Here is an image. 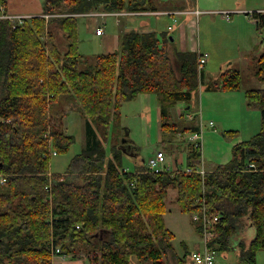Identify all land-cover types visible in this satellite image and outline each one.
<instances>
[{
  "label": "trees",
  "instance_id": "obj_1",
  "mask_svg": "<svg viewBox=\"0 0 264 264\" xmlns=\"http://www.w3.org/2000/svg\"><path fill=\"white\" fill-rule=\"evenodd\" d=\"M6 5L0 0V13ZM97 10L148 9L131 0H45L44 12L17 27L0 18V175L9 178L0 185V264H53L52 244L64 252L84 247L102 253V264H166L162 243L173 237L164 218L169 188L177 189V203L188 213L202 210L204 195L207 211L221 215L217 230L224 242L236 231V218L247 215L257 232L240 263L257 264V252L264 250V88L245 93L248 105L261 109V130L235 144L231 160L204 177L196 172L202 152L193 145L192 173L124 171L118 152L107 160L92 127L65 173L51 174L53 152L65 153L75 142V136L53 127L57 99L80 110L104 138L120 121L123 104L142 93L158 95L167 129V107L191 100L201 83L197 51L171 47L174 39L163 32L161 40L156 30L123 32L119 50L100 53L93 67L81 69L86 56L74 14ZM56 13L72 15L45 16ZM252 16L264 29V11ZM57 30L65 35V48ZM257 67L264 79V55ZM222 75L221 89L241 88L238 69ZM251 161L256 168H247Z\"/></svg>",
  "mask_w": 264,
  "mask_h": 264
},
{
  "label": "rangeland",
  "instance_id": "obj_2",
  "mask_svg": "<svg viewBox=\"0 0 264 264\" xmlns=\"http://www.w3.org/2000/svg\"><path fill=\"white\" fill-rule=\"evenodd\" d=\"M9 1L12 7L14 5H20V7H17L18 10L27 8L28 10L35 11L37 8L36 0ZM42 1L40 12L35 15L44 12L45 0ZM126 1L128 2V0ZM131 2L145 4L147 9H152L153 7L170 8L169 10L172 13L175 12L174 9L180 11H195V9H199L201 11L199 14L195 12L177 14L175 18L178 22L172 18L173 15L169 14L133 16V18L150 20L151 22L154 20L152 28L157 31L161 40L163 32L169 34V39L171 36L175 38V42L171 44V47H180L178 36L180 21L187 20V41L190 49H194L197 53L207 55V61L204 67L205 80L202 79L201 85L199 84V87L193 91L192 98L194 102L193 104L191 103V111L198 113L196 121L201 123L200 125L203 130L201 150L204 166L207 169H214L222 163H227L232 158L233 146L244 140L251 139L261 130L262 126L263 117L261 109L258 106L248 105V102L245 100V93L250 89L264 88V79L259 77L257 67L258 59L264 55V29L257 27L256 21L252 16L254 12L264 10V0H131ZM224 11H229L232 14L230 20L225 18ZM87 13H82V15L74 14L79 16L80 51L86 56L80 63L81 69L93 67L97 55L107 52L108 47L103 39L106 34L117 38V46L114 48L115 51L120 49L119 42L123 32L131 29L142 30L141 27H144L139 22L128 23L126 26L123 21L124 19H128L129 16L117 17L112 15L106 19L105 34L97 36L95 34V26L91 23L92 18L84 16ZM58 15L72 14H49L47 19ZM157 22H159L157 24L158 26L156 25ZM169 25L172 26L170 30L168 29ZM145 26H150V24ZM57 32V42L60 43L61 47L65 48V35L60 30ZM228 69H238L240 71V89L223 90L220 88L223 78L222 73ZM1 80L2 78L0 76V85L3 82ZM152 95H154L152 98L154 103L152 112L154 113L157 107L155 101L159 98L156 94ZM138 98L124 103L122 107V118L117 124L112 123L107 136L102 137L107 153V160L114 159L115 153L118 152L120 155V159H118L119 166L121 168H125L126 166L134 168L124 154L126 145L123 142L127 139V134H129V138L135 141L140 147L143 158L140 161L142 165L144 164V160L148 161L157 151L161 150L165 152L169 166H174L172 159H176L179 168H185L188 165L187 146L173 153L172 150L166 151L162 149L164 147L163 142L175 133L173 128L178 126V119L174 116L170 106L167 107V120L169 123L167 129L162 127L163 121L161 116L160 126L157 118L153 122L150 121L146 126H143L142 117L130 115L133 114L132 112H135V114L139 113L144 118L145 115L146 117L149 116L146 111L138 109L137 104H140V100H137ZM62 102L63 99L59 98L53 103L51 115L53 118V127H61L64 129L65 111L59 110L60 103ZM181 111L184 112V107H181ZM66 115L69 116L68 121L71 123L69 124L70 129L68 133L75 136V142L67 152L52 155L51 170L53 173L51 172V174H62L67 169L69 162L82 151L85 144L83 136L85 135L84 119L86 117L74 111ZM173 119L177 120H175L176 124H173ZM209 121H213L214 126H210ZM114 125L116 126L114 127ZM183 137L189 138L190 134L187 137L185 135ZM188 140H184L185 144ZM176 198L177 189L169 188L164 218L166 226L174 234L172 238L167 239L168 242L162 243V259L166 264H178V260L175 258V250L181 255L192 254L193 250L199 244H201L202 248L204 246V232L202 230L203 233L201 232L200 236L198 231L203 227H201L200 221L195 220L196 215H202L201 207L193 213L184 212L177 203ZM244 216L249 218L245 214L239 219L236 218L237 223H239L238 228L239 226H243L242 221L246 219L243 218ZM235 225H237L236 222ZM209 231L213 233L210 237L212 239L210 242L215 241L218 237L220 238L217 225H214ZM243 234H245V230H243ZM181 244H184L185 248H182ZM79 248L74 250V252H67L69 255L68 259L72 260L71 262L73 264H102V253L97 252V254H93V251L84 249V247L82 249ZM227 252L229 258L220 264H235L236 261H239L234 249H230ZM219 257L220 255L216 259V264H218ZM94 258H97L96 263ZM69 260L66 264H71ZM185 260V264H195L191 256H187ZM256 260L258 264H264V250L257 253Z\"/></svg>",
  "mask_w": 264,
  "mask_h": 264
},
{
  "label": "crops",
  "instance_id": "obj_3",
  "mask_svg": "<svg viewBox=\"0 0 264 264\" xmlns=\"http://www.w3.org/2000/svg\"><path fill=\"white\" fill-rule=\"evenodd\" d=\"M35 2H36V7H37L35 11L28 10L27 8H23L22 10H18L17 7H20V5H14L12 7L10 5V1L9 0H7L6 7H7V10L11 11L12 13L35 15V14H38L40 12L41 5H42L41 3L43 1L42 0H36ZM169 9L170 8H164V9L163 8H156V10L148 9V10H144V11L163 12L164 14H162V15H167V14H165V12H169L170 11ZM181 9H183V8H181ZM174 10L175 11H180L178 9H174ZM239 10H240V8H239ZM242 10H243V8H242ZM97 11H99V10H97ZM124 11H126V10H124ZM115 12H120V11H115ZM186 12H190V11H186ZM177 14H179V13L173 14L172 18H174V20L178 22V20L175 18V15H177ZM146 15H150V14H143V15H138V16H146ZM152 15H157V14H152ZM181 21H183V22H181ZM181 21H180V27H179V33H178L180 47H178V46H176V47H178V49H180V50L195 51L194 49H190L189 43L187 41V35H188V33H187V31H188L187 20H181ZM137 22H139L141 26L144 25V27H141L142 30H140V31L146 32V31L155 30V29L152 28L154 20H152V22H151L150 20H142L140 18L137 19V18H133V16H129L128 19H124V21H123L124 25L126 24V26L128 25V23H137ZM91 23H93V21H91ZM148 24H150V26L146 27L145 25H148ZM157 24H159V22H157L156 25ZM170 27H172V26L171 25L168 26L169 30L172 29ZM57 31H59V30H57ZM103 39L105 40V44L108 47L106 53L114 52V48L117 46V38L115 36L112 37V35H107L106 34V36L103 37ZM173 39H174V42H175V38L174 37H173ZM203 76H204V74H203ZM202 79L205 80V76L202 77ZM200 85H201V83H200ZM153 96L154 95H152L151 93H142V94H140L139 98L137 99V100H140V104H137L138 109H142L143 111H146L149 114V116L146 117V115H145V118H144L142 115H139V113L135 114V112H132L133 114H130V115H132L134 117H142L143 126H146L150 121L153 122V120L155 118L158 119L159 126L161 125L160 116H161V113H162V103H161L160 99H158L159 98L158 97L157 98L158 100L155 101L157 107H156L155 112L153 113L152 112L153 104H154L153 103V99H152ZM192 97H193V93H192ZM193 100H194L193 98H191V100H189L187 102L185 100H179L178 102H176L172 106L170 105V109L172 110L174 116H176V118L178 119V121L176 119H173V122H174L173 124H176V122H175V120H176L177 123H178V126H177L178 128L174 127L173 131L175 130V128H177V132L174 131L175 133L173 135L169 136L165 140L166 143L163 142L164 143L163 146L165 147V148L162 147L163 150H166V151L172 150V153H173L176 150L180 151L182 149V147H186L187 146L188 151H189V147L191 145H193V143H191V138L190 137H191L192 133H194L196 131H193V132L185 131V128H184V127H191V126H195V125H197L198 128L201 127V125H200L201 123H198L196 121V117L198 116V113L191 111V107H192L191 103L193 104V102H194ZM181 107H184V112L185 113L181 111ZM59 110L65 111V120H64V129L63 130L65 132H67V133H68V131L70 129L69 128V124H71V123L68 121V117L69 116H67L66 114H70L71 111L72 112L74 111V112L80 113L83 116V114L81 113L80 110H78L77 108L70 107L69 104H67L65 102L60 103ZM200 113H201V111H200ZM190 116H191V118H190ZM121 118H122V108H121ZM210 122L211 121H209V123ZM210 126H214V122H213V125H210ZM91 127L95 129L96 134L98 136V139L103 142L102 136L96 130L94 124L89 119H84V132H85V135L83 136L84 137L83 139H84V142H85L84 146L87 144V140H88L87 131H88V129L92 130ZM160 129H161V127H160ZM188 134H190L189 138L187 137ZM184 135L187 138L183 137ZM185 139H187V140L189 139L190 141L188 140L189 142L187 141L186 144H185V141H184ZM123 143L126 145V148L124 150V152H125L124 154H125V156H127V160L132 163L134 168H130L128 166H126L125 168H121V166H119V168L124 170V171H129V172H134V173L142 172V171H145L146 169L148 170L147 161L144 160V164L143 165L140 163L141 159H143L142 156H141L140 147L136 144L135 141H133L131 138H129V134H127V139ZM177 144H178V146L176 147ZM201 152H202V150H201ZM167 154H169V153H167ZM172 163L178 165L176 159H172ZM187 164H188V153H187ZM201 167H203L206 170V174H207L209 171L216 170V168L218 166L216 168H214V169H207L204 166L203 156H202L201 164H200V166L198 168H201ZM50 171L52 172V170H50ZM65 171H63L62 174L65 173ZM55 174H61V173H55ZM243 218H246V219H243V221H242L243 222V226L242 227L239 226V228H238L239 223H237V220H236V224H237L236 225V231L232 235L227 236L225 242L223 241V238L215 239L214 243H215V246H217V248H218L217 249L218 250V256L220 255V257L218 258V264H220L222 261L224 262L225 259L229 258L227 251L230 250V249H234L236 251L237 258L239 259V261H236L235 264H242V263H240V254L244 251L245 248H247L250 245V243L255 238L256 232H257L256 227L250 221V219L245 217V216ZM238 229H240V230H238ZM241 230H242V232H241ZM243 230H245V234H243ZM249 230H250V233H249ZM198 231H199V234L201 236L200 229ZM181 245H182V248H185L184 244H181ZM186 248H187V246H186ZM200 249H202L201 244H199L198 247L195 250H193V252L197 251V250H200ZM259 251H261V250H259ZM192 254L190 253V254L181 255L180 253L178 254L176 252V250H175V258H176V260H178L177 263L178 264H185L186 263L185 262L186 261L185 260L186 257L187 256H191V258H192ZM192 260H193V262H195V264H199L193 258H192ZM69 261H70L71 264H73L71 262L72 260H69ZM216 263H217V261L215 260L214 264H216Z\"/></svg>",
  "mask_w": 264,
  "mask_h": 264
},
{
  "label": "built area",
  "instance_id": "obj_4",
  "mask_svg": "<svg viewBox=\"0 0 264 264\" xmlns=\"http://www.w3.org/2000/svg\"><path fill=\"white\" fill-rule=\"evenodd\" d=\"M170 12V11H169ZM165 12V14L173 15L175 13H192L195 12L197 14L201 13L199 9H195V11H175V12ZM143 14H157V15H162L164 14L163 12H157V11H120V12H115V11H108V10H99V11H92L88 12L84 16H89L92 18L93 25L95 26V34L98 36H102L105 34V25H106V19L109 16H117V17H125V16H138V15H143ZM223 14L225 15V18L227 20H230L232 17V14L229 11H224ZM77 15H82V14H77ZM34 15L30 14H17V13H12L11 11L7 10L6 6H1V13H0V18L2 19H7L10 21L13 27H17L18 25L23 24L27 19L31 18ZM46 18L49 17V14L45 15ZM172 28V27H170ZM207 61V55L203 53H198V71L200 75V79H202L203 74H204V67ZM191 118V116H190ZM210 125H213V122H210ZM191 143H193V146L196 147L197 149H201L202 147V141L203 139V130L202 127H199V130L192 133L191 135ZM53 154H56L54 151ZM165 152L159 150L156 152V154L152 157L149 158L147 161V168L148 171L150 172H179V171H185L187 173H192L195 171L191 166H186L185 168H179L178 165L174 164V166H169L167 164V158H166ZM178 164V162H177ZM248 169H253L256 168V165L254 162H249L247 165ZM174 169V170H172ZM196 172L200 173L202 177L205 176L206 170L201 167L196 170ZM9 182V178L6 175H0V185H7ZM47 189H50V186L46 187ZM202 203V215H196L195 220L200 221L201 227L204 236H203V242L204 246L202 249L194 251L192 254V258L199 264H214L215 260L218 256V250L214 247L211 246V240L210 237L213 235L212 232L209 230L213 228L214 225H218V223L221 220V215L217 212H212L209 213L207 211V206H206V199L205 196L203 195L202 199L200 200ZM79 227V225L77 226ZM202 232V233H203ZM52 251H53V264H66V262L69 260L68 253L64 252L61 248L60 245L52 244L51 245Z\"/></svg>",
  "mask_w": 264,
  "mask_h": 264
},
{
  "label": "water",
  "instance_id": "obj_5",
  "mask_svg": "<svg viewBox=\"0 0 264 264\" xmlns=\"http://www.w3.org/2000/svg\"><path fill=\"white\" fill-rule=\"evenodd\" d=\"M173 38V37H172Z\"/></svg>",
  "mask_w": 264,
  "mask_h": 264
}]
</instances>
